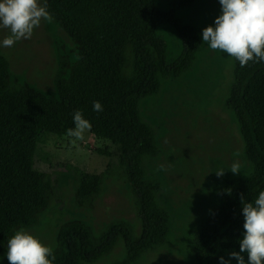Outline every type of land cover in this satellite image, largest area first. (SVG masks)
<instances>
[{
  "label": "trees",
  "instance_id": "trees-1",
  "mask_svg": "<svg viewBox=\"0 0 264 264\" xmlns=\"http://www.w3.org/2000/svg\"><path fill=\"white\" fill-rule=\"evenodd\" d=\"M196 0H45L53 21L73 42L74 58L62 56L55 91L43 93L27 83L14 85L9 62L0 51V257L18 230H31L50 208L54 184L36 167L38 148L51 136H67L73 114L81 111L91 135L112 142L131 188L138 228L116 220L102 231L83 221L63 224L53 246V264H95L123 242L118 264H138L167 244L173 228L159 203L161 184L149 177L146 159L159 154L157 135L141 114L142 101L160 95L165 80L192 71L203 49V29L180 18ZM170 25L181 42L169 60L160 28ZM234 80L226 108L234 115L250 169L224 180L217 203L201 219L192 238L196 264H220L239 251L243 238L241 195L254 202L264 191V62L241 67L234 60ZM100 101L103 111L93 110ZM103 175L75 174L74 202L92 209L105 192ZM245 258L246 254H245ZM231 264H238L233 259Z\"/></svg>",
  "mask_w": 264,
  "mask_h": 264
},
{
  "label": "rangeland",
  "instance_id": "rangeland-1",
  "mask_svg": "<svg viewBox=\"0 0 264 264\" xmlns=\"http://www.w3.org/2000/svg\"><path fill=\"white\" fill-rule=\"evenodd\" d=\"M157 1L166 7L164 0ZM219 15V0H196L180 18L204 29L214 26ZM160 33L166 40L169 60L173 61L182 49L180 39L170 25L161 27ZM8 34V30L0 29V41ZM73 49V42L54 21H42L30 40L0 47L9 62L13 84L27 83L46 94L55 91L60 58H74ZM233 69L234 59L204 44L191 72L165 80L159 96L141 103L143 120L156 132L160 151L156 159H146L145 165L149 177L161 184L157 201L171 215L173 228L167 244L146 254L138 264H196L192 238L201 219L215 207L219 185L250 169L239 126L225 104L234 80ZM73 139L51 135L36 155L35 167L51 177L55 194L39 225L24 231L51 248L59 228L69 221H83L98 232L116 220L139 226L116 146L90 132L84 141L73 143ZM234 162L241 166L238 174L230 171ZM221 169L225 174L217 176ZM77 170L104 176L105 192L92 209L75 205ZM6 253L0 257V264H9ZM124 257V244L120 242L113 253L95 264H118Z\"/></svg>",
  "mask_w": 264,
  "mask_h": 264
},
{
  "label": "clouds",
  "instance_id": "clouds-1",
  "mask_svg": "<svg viewBox=\"0 0 264 264\" xmlns=\"http://www.w3.org/2000/svg\"><path fill=\"white\" fill-rule=\"evenodd\" d=\"M221 15L203 29V44L213 51L227 54L239 62L241 67L250 63L264 62V0H219ZM54 17L41 0H0V29L8 35L0 41V47L9 48L21 40H30L42 21L53 22ZM93 110L103 111L100 101L93 102ZM74 127L67 129V136L84 141L92 124L81 111L73 114ZM239 162H234L230 171L240 173ZM223 176L225 170L216 172ZM243 238L239 240L240 250L221 256L220 264H264V191H260L254 202H248L241 195ZM245 254L247 259L245 258ZM9 264H53L54 250L33 234L18 230L7 242Z\"/></svg>",
  "mask_w": 264,
  "mask_h": 264
}]
</instances>
